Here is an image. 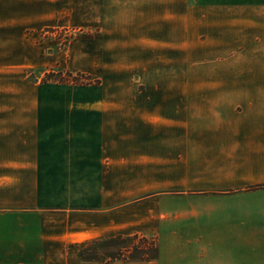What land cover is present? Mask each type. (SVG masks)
I'll return each instance as SVG.
<instances>
[{
	"label": "crops",
	"instance_id": "obj_1",
	"mask_svg": "<svg viewBox=\"0 0 264 264\" xmlns=\"http://www.w3.org/2000/svg\"><path fill=\"white\" fill-rule=\"evenodd\" d=\"M64 14L99 84L0 105V264H264V7L213 9L208 80L188 0H0V71Z\"/></svg>",
	"mask_w": 264,
	"mask_h": 264
},
{
	"label": "rangeland",
	"instance_id": "obj_2",
	"mask_svg": "<svg viewBox=\"0 0 264 264\" xmlns=\"http://www.w3.org/2000/svg\"><path fill=\"white\" fill-rule=\"evenodd\" d=\"M245 5L253 8L264 7V0H188L189 62L193 64V68L190 67L189 69V74L203 79H210L211 68H200L195 64L203 59L210 60V51L207 49L211 47V25L213 21L211 16L213 9L219 6L238 8ZM92 35L84 28L76 27L72 22L69 23L66 14L61 15L53 26L45 29L40 34L44 44V61L42 65L0 71V105H3L5 99L9 101L8 97L10 95L13 96L14 93L20 92L22 93V105H51L52 102L56 105H64L66 97L69 96L66 91L74 90L75 87L70 84L63 86L54 82L42 86L40 81L43 79L45 72L54 69H60L63 72L62 78L66 79L67 83L68 81L72 82L73 79H67L64 72H70L73 75H84L85 66L90 61L88 58L85 59L84 45ZM204 38L207 40L202 43L201 40H204ZM93 54L92 56H95ZM85 76L89 77V82L95 79L88 75ZM74 82L81 84L87 81L77 78ZM152 244L150 241L135 239L133 247H148Z\"/></svg>",
	"mask_w": 264,
	"mask_h": 264
},
{
	"label": "trees",
	"instance_id": "obj_3",
	"mask_svg": "<svg viewBox=\"0 0 264 264\" xmlns=\"http://www.w3.org/2000/svg\"><path fill=\"white\" fill-rule=\"evenodd\" d=\"M64 73H65L67 79H73L72 82L68 81V83H67V81H65L66 79L62 78L63 77V72L60 69L49 70V72L47 74H45L43 80L45 82L52 81V82H58V83H62V84H70V85H74V86H85V85L96 86V85L99 84V81L97 79H94L92 82H89L90 81V80H88L89 77L87 78V76L82 75V74L73 75L70 72H64ZM77 78L81 79V80H84V81H87V82L86 83H81V84L80 83L76 84L74 82V80L77 79Z\"/></svg>",
	"mask_w": 264,
	"mask_h": 264
}]
</instances>
